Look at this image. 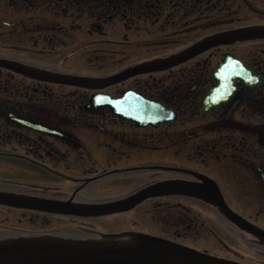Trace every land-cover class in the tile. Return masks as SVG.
Here are the masks:
<instances>
[{
    "label": "flooded vegetation",
    "instance_id": "1",
    "mask_svg": "<svg viewBox=\"0 0 264 264\" xmlns=\"http://www.w3.org/2000/svg\"><path fill=\"white\" fill-rule=\"evenodd\" d=\"M256 28L264 0H0V242L139 234L264 264V36L240 37ZM128 93L173 118L117 116L106 100Z\"/></svg>",
    "mask_w": 264,
    "mask_h": 264
},
{
    "label": "water",
    "instance_id": "2",
    "mask_svg": "<svg viewBox=\"0 0 264 264\" xmlns=\"http://www.w3.org/2000/svg\"><path fill=\"white\" fill-rule=\"evenodd\" d=\"M242 36H264V28L247 30L245 34H240V37ZM214 42L209 40L171 61L191 58L204 50L205 46L208 48L216 44ZM106 104L117 116L143 126L156 125L173 118V115L162 106L138 98L131 93L120 99H107ZM177 187L178 185L167 183L146 189L124 202V206H134L145 199L170 194ZM185 188L186 186L183 189ZM0 199L7 204H15L13 197H0ZM218 204L222 210L226 207L221 200H218ZM225 209L223 211L230 219L236 223H242L237 221L238 218L233 213ZM102 238L97 241L80 242L57 239H21L0 242V264H237L146 235L131 234Z\"/></svg>",
    "mask_w": 264,
    "mask_h": 264
},
{
    "label": "rangeland",
    "instance_id": "3",
    "mask_svg": "<svg viewBox=\"0 0 264 264\" xmlns=\"http://www.w3.org/2000/svg\"><path fill=\"white\" fill-rule=\"evenodd\" d=\"M252 18H255V17H252ZM257 19V18H256ZM157 29H158V27H156ZM169 40V46H170V42H173L174 41V39H175V37L174 36H172V35H170L169 36V38H168ZM159 40H161V38H157V41H159ZM173 40V41H172ZM129 41H131L132 43H136V42H139V43H141V44H139V45H141V46H139L137 49H132V47H129L126 51L127 52H129V53H133V52H142V51H144L145 49H144V45H142V44H145V45H147V44H149V45H153L154 43H155V39H154V37L153 36H149V35H144V36H142V37H132V38H130L129 39ZM200 246V245H199ZM201 248H207L206 246H204V245H202V246H200ZM210 249V248H209Z\"/></svg>",
    "mask_w": 264,
    "mask_h": 264
}]
</instances>
